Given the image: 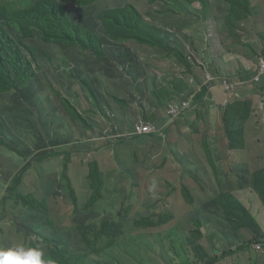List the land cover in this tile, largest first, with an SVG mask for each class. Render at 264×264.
<instances>
[{
  "label": "rangeland",
  "instance_id": "rangeland-1",
  "mask_svg": "<svg viewBox=\"0 0 264 264\" xmlns=\"http://www.w3.org/2000/svg\"><path fill=\"white\" fill-rule=\"evenodd\" d=\"M42 14L70 36L45 42ZM0 28L35 71L0 95V248L264 264L227 158L264 132V0H0ZM148 125L160 135L133 134ZM252 189L264 210L260 170Z\"/></svg>",
  "mask_w": 264,
  "mask_h": 264
},
{
  "label": "trees",
  "instance_id": "trees-1",
  "mask_svg": "<svg viewBox=\"0 0 264 264\" xmlns=\"http://www.w3.org/2000/svg\"><path fill=\"white\" fill-rule=\"evenodd\" d=\"M43 11V10H42ZM41 11V12H42ZM38 14L33 13L31 18L35 20ZM42 17L45 19L53 20L54 22L49 23L51 28L48 29L47 33L39 27L41 30L42 38L45 42L48 43H56L57 40L64 35L70 36L69 33L63 29L62 25L58 24V21L55 16H44ZM59 26V27H57ZM28 26L25 27L27 29ZM54 33H56L54 35ZM58 36V37H57ZM80 37H82L80 35ZM67 45H71V43L65 42ZM76 46H81L82 48H86L85 44L75 43ZM86 51H91V49H84ZM33 60H27L17 46L13 43L10 37L6 35V33L0 28V95L5 93H10L21 88L25 85L28 81H30L35 76L34 66L31 64ZM35 64V63H34ZM158 134L157 136H159ZM143 137H155V136H143ZM19 185V178L16 180ZM253 226L256 228L258 227L254 218H252ZM257 229V228H256ZM57 252L53 259L59 261L61 264L70 263V257H68V251L66 249L56 250Z\"/></svg>",
  "mask_w": 264,
  "mask_h": 264
},
{
  "label": "crops",
  "instance_id": "crops-1",
  "mask_svg": "<svg viewBox=\"0 0 264 264\" xmlns=\"http://www.w3.org/2000/svg\"><path fill=\"white\" fill-rule=\"evenodd\" d=\"M261 48V50L259 49V53L256 52V55H260V53L264 54L262 52L264 47ZM256 59L259 61V58ZM244 67L247 69L251 68L248 63L244 64ZM261 125L264 126V121L258 122L257 126ZM227 158L230 161L229 167L231 168V172L234 173V179L236 181L233 185V197L247 208L255 219L258 228L264 234V217L262 216L264 210L261 198L259 193L252 189V180L255 172L260 170L264 174V132H261L253 140L249 148L244 151H235V153L231 151L227 153ZM248 170L249 174L247 175Z\"/></svg>",
  "mask_w": 264,
  "mask_h": 264
},
{
  "label": "clouds",
  "instance_id": "clouds-1",
  "mask_svg": "<svg viewBox=\"0 0 264 264\" xmlns=\"http://www.w3.org/2000/svg\"><path fill=\"white\" fill-rule=\"evenodd\" d=\"M44 253L38 248L17 244L12 248H0V264H54L44 259Z\"/></svg>",
  "mask_w": 264,
  "mask_h": 264
},
{
  "label": "built area",
  "instance_id": "built-area-1",
  "mask_svg": "<svg viewBox=\"0 0 264 264\" xmlns=\"http://www.w3.org/2000/svg\"><path fill=\"white\" fill-rule=\"evenodd\" d=\"M252 70V76H253V82L255 84H260L262 80H264V60L258 61V63L253 67ZM235 88L233 86H227L228 92L234 90ZM189 108V105L183 104L179 106H175L174 108H171V110L167 113L169 117L177 118L176 115L181 109ZM136 135L144 136V135H158L160 131H158L153 126H138L136 128ZM260 247V246H259Z\"/></svg>",
  "mask_w": 264,
  "mask_h": 264
},
{
  "label": "bare ground",
  "instance_id": "bare-ground-1",
  "mask_svg": "<svg viewBox=\"0 0 264 264\" xmlns=\"http://www.w3.org/2000/svg\"><path fill=\"white\" fill-rule=\"evenodd\" d=\"M136 128L133 130V134L136 136V137H139V135H136ZM160 134V133H159ZM144 136H147V135H144ZM143 137V136H142Z\"/></svg>",
  "mask_w": 264,
  "mask_h": 264
}]
</instances>
